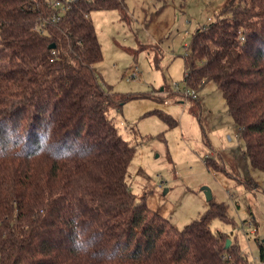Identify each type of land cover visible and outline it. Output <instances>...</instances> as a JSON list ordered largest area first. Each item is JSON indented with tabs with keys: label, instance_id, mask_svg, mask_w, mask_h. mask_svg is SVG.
<instances>
[{
	"label": "trees",
	"instance_id": "obj_1",
	"mask_svg": "<svg viewBox=\"0 0 264 264\" xmlns=\"http://www.w3.org/2000/svg\"><path fill=\"white\" fill-rule=\"evenodd\" d=\"M53 1L0 0V264H253L238 242L226 248L231 237L211 229L217 218L233 222L224 202L213 198L179 229L131 190L138 148L109 111L139 98L187 101L202 123V104L168 85L155 96L101 83L92 13L118 11L128 21L126 0H78L65 14ZM156 1L158 14L187 2ZM183 70L187 90L217 85L253 169L264 173V0H229L192 34ZM151 114L178 126L168 114ZM204 160L210 171L236 178L221 158ZM239 182L246 190L256 185ZM259 249L263 261V243Z\"/></svg>",
	"mask_w": 264,
	"mask_h": 264
},
{
	"label": "rangeland",
	"instance_id": "obj_2",
	"mask_svg": "<svg viewBox=\"0 0 264 264\" xmlns=\"http://www.w3.org/2000/svg\"><path fill=\"white\" fill-rule=\"evenodd\" d=\"M126 3L128 21L118 11L92 13L102 45L103 60L95 65L101 83L122 94L162 96L166 85L173 89L166 86L168 91L186 94V46L194 31L208 25L229 0H187L183 8L170 3L161 14L156 0ZM197 95L202 123L190 113L187 101L139 98L120 111H109L119 133L138 148L127 175L131 190L139 199L146 196L149 208L183 229L208 210L203 188H209L216 201L228 206L233 221L217 218L212 231L238 242L253 264H264L259 249L264 240V173L253 169L217 85L211 82ZM153 111L172 116L178 126L169 129L157 114L147 115ZM207 157L221 158L228 172L242 181L253 180L255 187L247 191L232 175L210 171Z\"/></svg>",
	"mask_w": 264,
	"mask_h": 264
},
{
	"label": "built area",
	"instance_id": "obj_3",
	"mask_svg": "<svg viewBox=\"0 0 264 264\" xmlns=\"http://www.w3.org/2000/svg\"><path fill=\"white\" fill-rule=\"evenodd\" d=\"M78 0H63V1H60V0H54L53 1V7L56 9H58V14H65L66 13V10L69 8V5L73 2H76ZM58 14H56V16L53 17L52 21L53 22H57V20H59V16ZM187 95H190L192 96V98H196L197 96V93H195L194 91H190V90H187ZM252 225V223H250V226Z\"/></svg>",
	"mask_w": 264,
	"mask_h": 264
},
{
	"label": "water",
	"instance_id": "obj_4",
	"mask_svg": "<svg viewBox=\"0 0 264 264\" xmlns=\"http://www.w3.org/2000/svg\"><path fill=\"white\" fill-rule=\"evenodd\" d=\"M54 47H55L54 45L51 46V48H54ZM203 190L205 192L207 202H211L213 200L212 191H210L209 188H207V187H204ZM231 242H232L231 240H228L227 241L226 248H229L230 247ZM262 243L264 245V240L262 241Z\"/></svg>",
	"mask_w": 264,
	"mask_h": 264
},
{
	"label": "crops",
	"instance_id": "obj_5",
	"mask_svg": "<svg viewBox=\"0 0 264 264\" xmlns=\"http://www.w3.org/2000/svg\"><path fill=\"white\" fill-rule=\"evenodd\" d=\"M155 90V89H154Z\"/></svg>",
	"mask_w": 264,
	"mask_h": 264
}]
</instances>
